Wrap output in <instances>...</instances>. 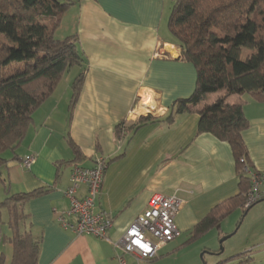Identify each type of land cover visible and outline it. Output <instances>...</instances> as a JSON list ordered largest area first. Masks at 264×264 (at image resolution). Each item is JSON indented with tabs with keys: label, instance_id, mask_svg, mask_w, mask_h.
Wrapping results in <instances>:
<instances>
[{
	"label": "crops",
	"instance_id": "1",
	"mask_svg": "<svg viewBox=\"0 0 264 264\" xmlns=\"http://www.w3.org/2000/svg\"><path fill=\"white\" fill-rule=\"evenodd\" d=\"M54 31L58 40L73 38L83 62L65 71L51 95L33 112L21 143L4 153L0 167V203L8 196L39 191L21 208L24 228L39 240L36 264H119L115 246L154 196L181 201L175 216L177 237L162 246L153 264L212 210L238 194V175L231 148L209 133H198L196 112L171 115L178 99L192 95L194 66L181 58L168 28L174 0H71ZM82 84L71 106L72 83ZM249 126L242 133L250 168L264 173V102L244 96ZM151 119L139 122V118ZM171 117V120H167ZM133 127L116 135L117 126ZM35 162L22 166L24 157ZM107 163L95 211L111 216L106 239L76 235L59 219L69 200L74 166ZM80 185L76 197L86 196ZM239 208V207H238ZM207 230L205 236L221 223ZM241 208V207H240ZM8 208L0 205V263L10 264L13 231ZM198 237V238H199ZM247 264H264L250 258ZM249 259V260H250ZM245 262H247L245 260Z\"/></svg>",
	"mask_w": 264,
	"mask_h": 264
},
{
	"label": "trees",
	"instance_id": "2",
	"mask_svg": "<svg viewBox=\"0 0 264 264\" xmlns=\"http://www.w3.org/2000/svg\"><path fill=\"white\" fill-rule=\"evenodd\" d=\"M71 3L0 0V167L4 153L21 143L33 112L51 95L65 71L83 62L73 38L54 36ZM168 28L181 58L196 71L194 92L176 100L171 115L196 112L198 133H209L229 144L238 175V194L193 228L191 238H196L236 208H243L245 214L264 200L244 208L251 183L243 168L252 169L242 138L249 126L243 112L244 96L264 102V0H174ZM82 79L80 74L72 83L71 106ZM132 127L120 123L118 139ZM38 194H15L0 203L8 208L13 231L10 264H36L39 240L24 228L26 215L21 208Z\"/></svg>",
	"mask_w": 264,
	"mask_h": 264
},
{
	"label": "built area",
	"instance_id": "3",
	"mask_svg": "<svg viewBox=\"0 0 264 264\" xmlns=\"http://www.w3.org/2000/svg\"><path fill=\"white\" fill-rule=\"evenodd\" d=\"M35 162L32 155L24 157L22 166L29 169ZM107 163L104 159L96 160L94 167L84 168L74 166L71 171V185L64 191L69 200L66 216L73 220L60 218L61 226L76 235L94 236L106 239L113 221L110 215L103 211H95L94 204L100 192ZM250 176L251 187L247 194L244 208H248L256 201L264 198V173H254L243 168ZM80 185L87 188L86 196L82 199L76 197ZM181 201L175 196L152 197L146 210L139 215L127 228L115 246L121 251L119 264H127L124 256H131L137 262L153 260L158 250L173 241L178 231L175 227V216L180 209Z\"/></svg>",
	"mask_w": 264,
	"mask_h": 264
},
{
	"label": "rangeland",
	"instance_id": "4",
	"mask_svg": "<svg viewBox=\"0 0 264 264\" xmlns=\"http://www.w3.org/2000/svg\"><path fill=\"white\" fill-rule=\"evenodd\" d=\"M245 100L252 102L248 94ZM243 211L239 207L221 223L220 229L216 227L205 236H182L168 258L153 264H247L251 257L264 261V200L252 205L245 214ZM228 235L220 245L219 241Z\"/></svg>",
	"mask_w": 264,
	"mask_h": 264
},
{
	"label": "water",
	"instance_id": "5",
	"mask_svg": "<svg viewBox=\"0 0 264 264\" xmlns=\"http://www.w3.org/2000/svg\"><path fill=\"white\" fill-rule=\"evenodd\" d=\"M230 236L228 235V236H225L224 238H222L220 241H219V243H220V245H222V242L224 241V240H226L227 238H229ZM220 250H222V246H220Z\"/></svg>",
	"mask_w": 264,
	"mask_h": 264
}]
</instances>
